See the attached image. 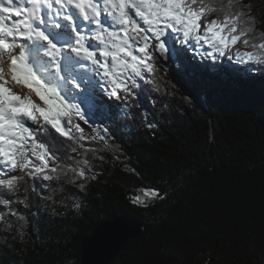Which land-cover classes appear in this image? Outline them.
Listing matches in <instances>:
<instances>
[{"label":"trees","instance_id":"1","mask_svg":"<svg viewBox=\"0 0 264 264\" xmlns=\"http://www.w3.org/2000/svg\"><path fill=\"white\" fill-rule=\"evenodd\" d=\"M251 67L191 54L158 61L153 82L122 100L124 117L119 101L98 114L104 139L76 156L89 161L86 181L25 177L4 190L16 215L0 205V264H81L83 240L120 216L142 234L110 264H161L165 245L185 260L210 250L213 264H251L264 246V65ZM153 187L166 198L148 209L132 203Z\"/></svg>","mask_w":264,"mask_h":264},{"label":"snow or ice","instance_id":"2","mask_svg":"<svg viewBox=\"0 0 264 264\" xmlns=\"http://www.w3.org/2000/svg\"><path fill=\"white\" fill-rule=\"evenodd\" d=\"M260 7L245 0H0V205L16 215L2 194L16 192L25 177L86 181L89 161L76 156L94 151L86 142L104 139L93 132L98 114L139 95L158 61L183 64L191 54L249 71L264 65ZM139 192L132 203L145 209L167 195L155 187ZM165 249L161 264H213L210 250L185 260ZM251 255V264H264V246Z\"/></svg>","mask_w":264,"mask_h":264},{"label":"water","instance_id":"3","mask_svg":"<svg viewBox=\"0 0 264 264\" xmlns=\"http://www.w3.org/2000/svg\"><path fill=\"white\" fill-rule=\"evenodd\" d=\"M142 234L139 222L124 216L97 224L82 242L81 264H110L127 240Z\"/></svg>","mask_w":264,"mask_h":264},{"label":"rangeland","instance_id":"4","mask_svg":"<svg viewBox=\"0 0 264 264\" xmlns=\"http://www.w3.org/2000/svg\"><path fill=\"white\" fill-rule=\"evenodd\" d=\"M248 3H251L252 5H260V9L259 11L255 12V15H260L262 13H264V0H248ZM108 104L111 103V101L107 102ZM119 105L117 112H119L121 114L122 117H124L126 115V110L123 109L124 106V101L120 100L119 103H117ZM82 126H84L82 124ZM102 126L99 120H97V124L93 125V132L99 137L102 134ZM93 132H89L88 128L85 126V135H92Z\"/></svg>","mask_w":264,"mask_h":264}]
</instances>
